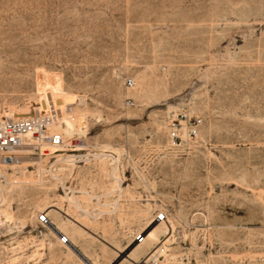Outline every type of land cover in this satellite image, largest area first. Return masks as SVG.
Masks as SVG:
<instances>
[{
    "label": "rangeland",
    "instance_id": "rangeland-1",
    "mask_svg": "<svg viewBox=\"0 0 264 264\" xmlns=\"http://www.w3.org/2000/svg\"><path fill=\"white\" fill-rule=\"evenodd\" d=\"M53 111L0 155V264H264V0H0V115Z\"/></svg>",
    "mask_w": 264,
    "mask_h": 264
},
{
    "label": "built area",
    "instance_id": "built-area-1",
    "mask_svg": "<svg viewBox=\"0 0 264 264\" xmlns=\"http://www.w3.org/2000/svg\"><path fill=\"white\" fill-rule=\"evenodd\" d=\"M133 85L132 79L125 80L127 88H132ZM57 120L55 111L46 114L38 112L28 117L0 115V155L14 152L25 146L42 151L51 145H62V135L57 131H51L52 125ZM200 126L201 120L199 118L188 117L185 113H179L175 119H171L167 123L168 138L171 145H179L181 136L185 134L189 138H196ZM163 253V248H157L138 264H159Z\"/></svg>",
    "mask_w": 264,
    "mask_h": 264
},
{
    "label": "bare ground",
    "instance_id": "bare-ground-1",
    "mask_svg": "<svg viewBox=\"0 0 264 264\" xmlns=\"http://www.w3.org/2000/svg\"><path fill=\"white\" fill-rule=\"evenodd\" d=\"M46 113H49V112H43V114H46ZM9 116L14 117L13 115H9ZM56 123H58V120H57ZM56 123H55V124H56ZM56 147H59V146H56V145H51V146H49V148H52V149H55ZM69 158L71 159L72 157L69 156ZM9 160H10V161H9ZM6 161L10 162V165H11V164H13V163L15 162V159H13L12 157H4V158L2 159V162H6ZM4 164H5V163H4ZM5 165H6V164H5ZM154 250H155V248H154L152 251H154ZM152 251H151V252H152ZM151 252H149V253L147 254V256H148ZM147 256H146V257H147ZM146 257H145V258H146ZM145 258H144V259H145Z\"/></svg>",
    "mask_w": 264,
    "mask_h": 264
}]
</instances>
